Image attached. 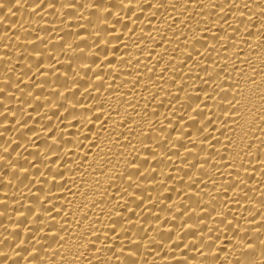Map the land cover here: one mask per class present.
<instances>
[{
    "label": "bare ground",
    "instance_id": "1",
    "mask_svg": "<svg viewBox=\"0 0 264 264\" xmlns=\"http://www.w3.org/2000/svg\"><path fill=\"white\" fill-rule=\"evenodd\" d=\"M0 264H264V0H0Z\"/></svg>",
    "mask_w": 264,
    "mask_h": 264
}]
</instances>
